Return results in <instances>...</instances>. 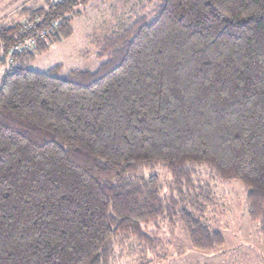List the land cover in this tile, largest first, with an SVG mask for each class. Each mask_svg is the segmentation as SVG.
Segmentation results:
<instances>
[{
    "label": "trees",
    "instance_id": "trees-1",
    "mask_svg": "<svg viewBox=\"0 0 264 264\" xmlns=\"http://www.w3.org/2000/svg\"><path fill=\"white\" fill-rule=\"evenodd\" d=\"M88 1L45 0L0 25V64L13 61L0 83V264H108L117 239L149 241L143 226L163 217L193 248L220 247L193 214L212 193L199 167L243 184L264 235V0H146L96 41L95 70L29 68Z\"/></svg>",
    "mask_w": 264,
    "mask_h": 264
},
{
    "label": "rangeland",
    "instance_id": "rangeland-1",
    "mask_svg": "<svg viewBox=\"0 0 264 264\" xmlns=\"http://www.w3.org/2000/svg\"><path fill=\"white\" fill-rule=\"evenodd\" d=\"M44 5L45 0H0V25L12 19L23 20L19 13L27 6ZM150 9L146 0H89L73 17L67 38L47 44L43 51L31 49L29 68L46 71L60 64L62 69L93 71L106 60L98 57L96 41L129 25L137 14ZM12 62L6 57L0 64V83ZM151 172L158 175L161 197L166 201L171 184L169 173L160 164ZM197 172L202 184L210 185L212 193L204 208L193 210V214L210 229L221 232L224 244L210 251L195 249L182 224L175 218L171 223L163 217L143 226L149 241L117 239L108 264H264V235L259 223L248 216L243 184L238 180H218L205 167L197 168Z\"/></svg>",
    "mask_w": 264,
    "mask_h": 264
},
{
    "label": "built area",
    "instance_id": "built-area-1",
    "mask_svg": "<svg viewBox=\"0 0 264 264\" xmlns=\"http://www.w3.org/2000/svg\"><path fill=\"white\" fill-rule=\"evenodd\" d=\"M34 44V41L30 40V41H27L25 44H16L14 45L10 50H9V53L11 52H22L24 48H28L30 46H32Z\"/></svg>",
    "mask_w": 264,
    "mask_h": 264
}]
</instances>
